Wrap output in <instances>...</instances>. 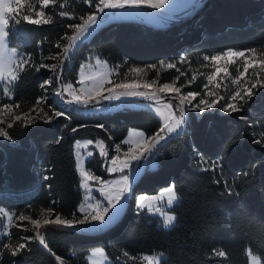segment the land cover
<instances>
[{
  "label": "trees",
  "instance_id": "16d2710c",
  "mask_svg": "<svg viewBox=\"0 0 264 264\" xmlns=\"http://www.w3.org/2000/svg\"><path fill=\"white\" fill-rule=\"evenodd\" d=\"M32 2L39 5L38 0ZM70 3L60 11L76 17L87 13L85 4ZM45 11L52 17L50 23L34 25L22 21L17 26L24 30L22 34L14 30L12 21L9 24V46L30 55L37 65L55 63L46 57L62 51L56 44H65L63 37L71 34L66 25L80 22L60 17L55 7ZM188 16L164 28L137 21L110 22L75 51L63 80L75 84L80 64L92 53L107 60L111 68L120 64L124 69L126 65L155 64L151 77L159 73V81L164 83L179 73L159 65L161 60L176 63L181 71V54L192 60L228 48L264 50V0H206ZM50 77L51 71L44 68L39 72L26 68L19 75L13 84V102L21 105L18 113L28 111L45 94L39 85ZM178 84H183L181 76ZM200 88L199 83L185 90ZM50 95L48 92V105L53 103ZM212 112L213 115L205 112L198 117L189 111L185 133L165 145L155 158L158 167L152 170L147 166L146 173L134 184L138 195H153L175 184L179 200L172 210L177 217L173 227L165 229L159 218L138 212L132 198L121 222L104 232L70 233L46 226L42 231L49 248L62 256L65 264H88L87 256L97 247L104 248L113 264H142L123 257L125 250L130 256L162 252L168 256L163 264H249L248 249L264 264V146L254 143L264 130V89L257 91L243 112ZM68 115L70 121L60 117L29 128L14 125L8 130L16 137L15 148L0 139V206L17 213L23 211L33 219H39L50 207L61 215L70 214L83 199L74 159L77 139L104 138L111 149L113 143L126 138L131 128L150 134L161 124L146 108L87 115L69 111ZM239 116H247L252 126L246 127ZM66 123L86 127L72 133L63 126ZM98 124H103L107 132L96 127ZM109 135L111 140L107 139ZM193 144L209 162L219 157L221 169L215 173L203 171L205 165L198 162ZM87 167L96 175L107 177L97 154ZM41 174L50 178L44 181ZM214 179L222 184H214ZM229 184L234 189L232 195L224 191V185ZM22 223L30 227L28 221ZM17 232L13 227L15 243L20 236L34 235L31 230ZM29 247L30 251L16 257L2 250L0 264H57L38 241H31ZM217 251H224L226 256H216Z\"/></svg>",
  "mask_w": 264,
  "mask_h": 264
},
{
  "label": "snow or ice",
  "instance_id": "6c2138e0",
  "mask_svg": "<svg viewBox=\"0 0 264 264\" xmlns=\"http://www.w3.org/2000/svg\"><path fill=\"white\" fill-rule=\"evenodd\" d=\"M66 2L67 0H64L59 4L60 9H64ZM82 2L88 7L85 15L76 17L64 10L58 13L60 17L80 21L66 25L71 30L70 35L66 34L63 37L67 43L56 44V48L62 49V51L46 57L47 59L59 60V63L41 62L37 65L33 63L30 55L22 54L16 48L9 47V15L12 14L14 30L22 34L24 30L17 27L21 25L22 21L34 25L49 24L52 17L47 15L45 10L50 7L54 8L58 0H38V9L32 3H28L26 6L25 0H0V92L8 101H13L12 86L26 68H35L36 72L44 68L52 73V77L39 85L45 94L38 97L28 111L17 114L14 109H20L19 103L7 102L0 105V114L7 113L10 117L7 122L0 118V125H4L0 127V139L9 142V146L15 148L16 137L8 129H12L14 125L29 128L31 125L40 122L51 123L60 117L70 121L69 111L87 115L92 112L111 111L112 109L146 108L152 111L154 115L162 118V123L156 131L150 134H146L145 131L130 130L126 139L120 143H113L111 155L104 138L87 139L83 142L76 140L74 159L80 177V187L84 190L85 195L83 202L79 203L70 214L61 215L56 209L50 207L43 219H33L31 215H26L23 211L19 213L9 212L4 207H0V219L6 220V223L0 224V229H2L0 230V238L11 237L12 233L8 229L13 226L14 217L20 222H30L31 229L24 228V230H31L34 233L32 236H20L16 243H12L10 239L7 243H2L0 240V252L7 250L11 257L23 255L30 251L31 241L36 240L43 249L54 257L57 264H65L64 258L49 248L45 235L40 229L53 226L57 230L70 233H80L82 229L92 232L107 231L109 222L111 221L112 226L117 224L125 213L129 198L132 197V188L135 182L142 178L147 171L143 165L148 164L149 161H155L157 154L165 145L170 143L173 138L185 133L184 125L188 111L201 114L208 111L210 115H213L211 110L219 108L220 112L229 115L240 113L245 111V106L256 96L257 91L264 89V56L257 57L255 48L245 50L228 48L218 54L203 56L204 61L210 62L212 71L206 76L200 90H189L186 93H182V88L190 86L196 80V76L193 75L191 79L185 80L183 85L177 86L180 76L185 75V73L180 72L177 64L173 62H168L166 66L168 69H176L179 75L171 82L159 83V73H156L151 80L139 78L141 75L147 77L149 68L156 69L157 65L155 64L145 67L126 65V71L121 78L119 66L109 68L107 62L100 59H96L94 65L91 63L82 64L75 84L65 82L63 80L65 61H70L75 51L88 42L103 26L117 20V17L131 15V13L125 12L126 9L146 7L162 10L168 5L169 0H82ZM25 6L27 7L26 14L16 18L14 14L18 10L24 9ZM179 62L184 63V58H181ZM164 64L165 61H159V65L163 66ZM230 65H236L234 76L229 72ZM207 66L205 65V67ZM86 69L91 71H86ZM250 69L252 70L251 73L249 72ZM131 74H135V76L129 78ZM114 75L117 79L112 78ZM225 79H228L231 85L235 86L227 98L218 91ZM50 89L52 105L47 103ZM122 98L125 101L129 98L133 100L142 99L147 103L112 104L113 101H121ZM104 101L109 103L104 105L102 104ZM173 101H175V106ZM194 101L195 103H193ZM237 118L245 121L246 127L252 126L247 116ZM63 126L70 128L72 133H76L80 127H86V125L71 127L69 123ZM96 127L107 132L103 124H98ZM107 139L111 140V136L109 135ZM59 142L60 138H57V143ZM254 143L264 146V133H261L260 138L254 139ZM90 146L91 150H89ZM81 149L87 150L86 153H82ZM193 149L197 153L198 162L206 165L202 169L203 171L215 173L221 169L219 157L209 162L199 154L194 144ZM94 152L101 159L103 171L115 174L113 179L96 175L85 167L86 158L93 157ZM157 167L156 163H151L152 170ZM49 178L48 175L41 174L42 180L47 181ZM213 183L222 184V181L214 179ZM46 186L51 188V185ZM224 191L226 194L232 195L234 189L229 184L224 185ZM235 194L239 195V193ZM178 199L179 195L173 183L163 188L156 195H136L132 202L136 205L138 212L161 217L162 226L167 229L173 225L177 217L166 209H171ZM53 203L55 202L53 201ZM53 213H55L54 217ZM16 226L22 227V225ZM247 254L250 258V264H259L258 258L252 255L251 249L247 250ZM215 255L225 257L226 253L217 251ZM122 256L129 260L137 259L136 256H130L126 250L122 252ZM116 259L119 261L120 257L118 256ZM88 260L91 261V264H110L103 248H97L93 251ZM143 260L147 261V264H161V256H144Z\"/></svg>",
  "mask_w": 264,
  "mask_h": 264
},
{
  "label": "rangeland",
  "instance_id": "374dc122",
  "mask_svg": "<svg viewBox=\"0 0 264 264\" xmlns=\"http://www.w3.org/2000/svg\"><path fill=\"white\" fill-rule=\"evenodd\" d=\"M75 2L77 4H80V3H83L82 0H68L65 4V7L66 8L68 6V4L70 5L71 3L70 2ZM201 0H169V3L168 5L165 6V9H162V10H159L165 14H167L168 16L172 17V18H185L187 17L190 13H192L195 8L197 7V5L199 4ZM28 3H32V4H35L34 2H32V0H25V5L27 6ZM62 3L60 0H58V3L57 5L55 6L56 8V11H60V7H59V4ZM84 4V3H83ZM37 9L39 8V5L35 4ZM194 5H196L194 7ZM25 6L24 9H20L18 10L14 15L16 18H20L22 17V15L26 14L27 12V7ZM126 13H131V15H125V16H122V17H117V20L115 21H112V22H116V21H137V22H141V23H144V24H148V25H151L155 28H164L166 27L171 21H169L168 19L166 18H162L156 14H154L153 12L151 11H148L147 9H143V8H139V9H133V8H129V9H126L125 10ZM48 15V14H47ZM120 14L118 13V16ZM9 20L10 22L12 21L13 22V19H12V14L9 15ZM67 43V41L65 42V44ZM10 47V46H9ZM14 48V47H12ZM17 49V48H16ZM18 52H19V49H17ZM256 53H257V57H260V56H264V50H257L256 49ZM23 54V53H22ZM181 58H184V63H182V67L180 68L181 71L180 72H183L185 73V75L181 76V79H183V84L185 82V80H189L191 79V77L193 75L196 76V80L193 81L191 83L190 86L194 85V84H199L202 86L203 82L206 80V76L208 74H210V72L212 71V67H211V64L210 62L208 61H204L203 60V57L201 58H197V59H186V55L184 54H181ZM180 58V59H181ZM96 59H100L101 61H106L104 58L100 57L98 54L96 53H92L91 55H89L87 57L86 60H84L81 64H80V67L82 64H86V63H91V64H95V60ZM170 62V61H166L165 64L163 66H165L167 68V63ZM55 63H59V60H56ZM107 65L109 68L110 65L109 63L107 62ZM205 65H208L207 67H205ZM119 66V71L121 73V78L123 77V73L126 71V68L124 69V66L123 64H120L118 65ZM80 67L78 69V73H77V77H79V71H80ZM235 67L236 65H230L229 66V72L234 76L235 75ZM184 68V70H183ZM168 69V68H167ZM155 70V69H154ZM183 70V71H182ZM242 70V69H241ZM57 71H59V69H57ZM86 71H91L90 69H86ZM151 71H153V69L149 68L148 69V76L147 77H144L143 75H141L139 78L140 79H148V80H151L153 77H151ZM251 69L249 70V72L251 73ZM52 75V73H51ZM135 76V74H131L129 78H133ZM52 77V76H51ZM113 79H117V77H115V75L112 77ZM78 79V78H77ZM159 83H161L159 81ZM182 84V85H183ZM177 86H179L178 82H177ZM190 86H185L182 88V93H186L187 91L185 90L187 87H190ZM235 86L231 85L230 81L228 79H225L224 82L222 83V86H221V89H219V93L221 95H224L225 98H227L228 95H230L231 91L233 90ZM215 90V89H213ZM12 91H13V86H12ZM13 96H14V92H13ZM123 99V98H122ZM199 99V98H198ZM128 100H130V102H125V103H135V104H145L147 103L146 101L142 100V99H131L129 98ZM7 102H13V101H8L7 98H5L2 94V92H0V105H2V103H7ZM174 103V106H175V102ZM195 103V101L193 102ZM102 104H104L102 102ZM119 104H122V103H114L113 105H119ZM104 105H107V104H104ZM123 109V108H121ZM14 111L19 114L17 112V109H14ZM116 111L115 109H112L111 111L109 110H106V111H99V112H109V113H112ZM211 111H219V108L217 109H214V110H211ZM189 112V111H188ZM195 115H197L198 117L200 115H202L201 113H198V112H195V111H192ZM208 112V111H206ZM220 112V111H219ZM222 113V112H221ZM158 117V115H156ZM0 118H3L6 122L10 119L9 115L7 113H3V114H0ZM159 120L161 121L162 123V118L158 117ZM4 125H0V127H3ZM132 129H135V128H131L130 130ZM129 130V131H130ZM135 130H138V131H142V130H139V129H135ZM261 133H264V130H262L259 134H258V138H260V135ZM127 138V136H126ZM125 138V139H126ZM77 140H81L82 142L83 141H86L87 139H77ZM106 144L107 141H106ZM91 150V146H90V149ZM75 151V150H74ZM82 153H86L87 150H83L81 149L80 150ZM109 152H110V155H111V149L109 148ZM96 153L94 152V155ZM93 155V157H94ZM93 157H87L86 160H85V167L88 169V170H91L89 167H87V162L90 161ZM147 159V158H146ZM156 163V161H149L148 164H144L143 166L146 168L147 166L151 168V163ZM143 164V162H141ZM206 167V165L204 166ZM92 171V170H91ZM103 175L104 176H107L106 179H113L115 174H109V173H105L103 171ZM82 189V188H81ZM163 189V188H162ZM162 189H160L156 194H158ZM82 192H83V197L85 195V192L84 190L82 189ZM95 195V192L93 193ZM156 194H153V195H156ZM97 198H99L97 196ZM179 200V199H178ZM178 200L176 202H174V205L171 209H166L167 211L171 212L172 214L176 215L172 210L174 208V206L178 203ZM82 202H83V199H82ZM163 203V202H162ZM2 207V206H0ZM5 208V207H4ZM6 209V208H5ZM7 210V209H6ZM9 211V210H7ZM9 212H12V211H9ZM140 213H143V212H140ZM47 212L43 213L39 219H43V216L46 215ZM55 213H53V217H54ZM149 216H152V217H157V216H154V215H151V214H147ZM160 219L161 221V224H162V218L161 217H157ZM26 222V221H24ZM3 223H6V220H3V219H0V224H3ZM30 223V222H29ZM176 221L173 223L172 226H170L169 228L173 227L175 225ZM16 225H22V227H17ZM17 228L18 232L17 233H20V232H24V228H31V224H30V227L29 225H26V224H23L22 222L20 221H17L14 217V222H13V226H10L8 231L11 232L12 228ZM2 230V229H0ZM21 230V231H19ZM84 231H86L85 229H82ZM41 232L43 233L42 229H41ZM87 232V231H86ZM88 232H92V231H88ZM9 239L11 240L12 243H15L14 240L15 238H13V235H11V237H2L0 238V240H2V242L4 243H7L9 242ZM97 248H102V247H97ZM97 248H94L90 251V254L87 256V261H88V264H91V261L88 260V257L91 255V253L93 251H95ZM104 249V248H103ZM106 253V251H105ZM162 254V255H161ZM107 255V253H106ZM248 255V254H247ZM252 255L256 256L259 260V264H263L259 258V256H257L256 254L252 253ZM108 256V255H107ZM144 256H161V264H163V262L165 260L168 259V256L162 252H159V253H153V254H140L137 257V261H141L142 264H147V261L143 260V257ZM109 258V262L110 264H113V261L111 260V258L108 256ZM249 258V256H248ZM128 259V258H126ZM129 260V259H128ZM249 264H250V258H249Z\"/></svg>",
  "mask_w": 264,
  "mask_h": 264
},
{
  "label": "water",
  "instance_id": "95a60500",
  "mask_svg": "<svg viewBox=\"0 0 264 264\" xmlns=\"http://www.w3.org/2000/svg\"><path fill=\"white\" fill-rule=\"evenodd\" d=\"M205 2H206V0H201L200 2H199V4L201 5L200 7H199V4L197 5V7L195 8V10L192 12V14H190L188 17H190V16H192L194 13H196L204 4H205ZM143 9H147L148 11H151V12H153L154 14H156V15H158V16H160V17H162V18H166V19H168L169 21H171V22H179V21H183L184 19H186V18H172V17H170V16H168L167 14H165V13H163V12H161V11H159V10H153V9H149V8H146V7H142ZM68 64H69V61H65V64H64V71H63V78H64V76H65V69H66V67L68 66ZM125 102H130V100H124V99H122L121 101H113L112 102V104H114V103H125ZM173 102H175V101H173ZM104 104H108L109 102H107V101H104L103 102ZM187 117H188V112L186 113V122H187ZM184 127H185V129H186V124L184 125ZM136 195H138L137 193H134V186H133V188H132V197H130L129 198V202L127 203V205H126V208H125V213L122 215V217H121V219L119 220V222L118 223H120L121 222V220L124 218V216H125V214H126V212H127V209H128V207H129V205H130V202H131V199L133 198V197H135ZM117 223V224H118ZM117 224H115V225H117ZM115 225H113V226H115ZM112 226V224L110 223L109 224V228H111V227H113ZM43 229V228H42ZM40 231H41V229H40ZM80 233H92V232H86V231H84V230H80ZM40 247L43 249V247L40 245ZM45 250V249H44ZM46 251V250H45ZM47 252V251H46ZM48 253V252H47ZM49 254V253H48ZM50 255V254H49ZM51 256V255H50ZM53 259H54V257H53ZM55 260V259H54Z\"/></svg>",
  "mask_w": 264,
  "mask_h": 264
},
{
  "label": "built area",
  "instance_id": "2783aa9c",
  "mask_svg": "<svg viewBox=\"0 0 264 264\" xmlns=\"http://www.w3.org/2000/svg\"><path fill=\"white\" fill-rule=\"evenodd\" d=\"M52 76V75H51ZM49 92L51 93V90H49ZM50 97H51V95H50Z\"/></svg>",
  "mask_w": 264,
  "mask_h": 264
},
{
  "label": "crops",
  "instance_id": "0c3cea01",
  "mask_svg": "<svg viewBox=\"0 0 264 264\" xmlns=\"http://www.w3.org/2000/svg\"><path fill=\"white\" fill-rule=\"evenodd\" d=\"M111 223V221L109 222V224ZM86 231H88V230H86Z\"/></svg>",
  "mask_w": 264,
  "mask_h": 264
}]
</instances>
